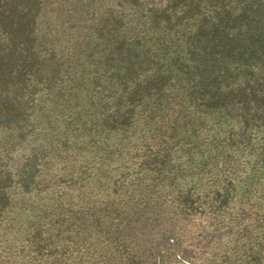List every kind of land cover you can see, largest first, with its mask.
<instances>
[{
  "label": "trees",
  "instance_id": "1",
  "mask_svg": "<svg viewBox=\"0 0 264 264\" xmlns=\"http://www.w3.org/2000/svg\"><path fill=\"white\" fill-rule=\"evenodd\" d=\"M131 1L134 27L118 26L123 30L112 35L106 56L105 96L113 111H105L102 140L89 139L97 173L107 183L115 172L110 178L120 181L123 204L73 209L66 192L36 178L44 164L34 156L35 164L28 160L17 179L0 170V264H105L135 250L145 234L143 217L157 204L156 188L175 177L167 170L171 150L190 140L205 150L202 165L211 163L214 182L225 181L218 210L236 203L234 220L264 225V0ZM24 53L31 72L38 54L32 48ZM29 72L19 67L11 74L22 92L30 88ZM17 100L7 104L8 117L19 114ZM184 118L198 120L189 133ZM138 124L137 134L131 128ZM139 147L156 163L132 162L131 149ZM106 164L114 167L107 172ZM59 182L75 183V177ZM11 188L20 191L11 195ZM247 197L259 199L261 215L242 211ZM256 249H247L245 262L226 255L222 262L259 264Z\"/></svg>",
  "mask_w": 264,
  "mask_h": 264
},
{
  "label": "rangeland",
  "instance_id": "2",
  "mask_svg": "<svg viewBox=\"0 0 264 264\" xmlns=\"http://www.w3.org/2000/svg\"><path fill=\"white\" fill-rule=\"evenodd\" d=\"M132 3L136 4L131 0H0V170L17 179L20 167L28 160L35 164V157L44 164H39L36 178L56 185L58 194L66 192L65 203L75 210L82 204L95 210L111 200L123 204L120 181L110 178L115 172L105 183L96 171L98 160L90 159L89 152L90 140H102L106 130L105 111H113L105 96L106 56L112 35L134 27ZM30 48L38 54L31 72L24 53ZM19 67L32 75L26 92L11 77ZM15 100L21 103L20 112L8 117L7 104ZM184 119L189 126L183 130L189 133L198 120ZM12 120L16 124L8 123ZM135 128L138 134L140 124L131 129ZM194 147L191 140L173 147L167 170L175 177L156 188L157 204L150 205L143 217L145 234L135 250L105 264H223L224 255L245 262L254 245L260 250L259 264H264V225L255 228L253 220L252 227L234 220L240 214L236 203L218 210V192L225 181L214 182L218 177L211 163L202 165L200 155L205 150ZM149 151L131 149L132 162L145 159L155 164L147 158ZM113 167L106 164L104 169ZM71 177L75 183L59 182ZM17 191L10 189L11 195ZM247 199L242 211L258 209L261 215L259 199Z\"/></svg>",
  "mask_w": 264,
  "mask_h": 264
}]
</instances>
